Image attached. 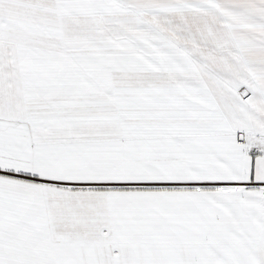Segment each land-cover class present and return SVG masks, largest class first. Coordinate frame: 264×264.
<instances>
[{"label": "snow or ice", "instance_id": "snow-or-ice-1", "mask_svg": "<svg viewBox=\"0 0 264 264\" xmlns=\"http://www.w3.org/2000/svg\"><path fill=\"white\" fill-rule=\"evenodd\" d=\"M0 264H264V0H0Z\"/></svg>", "mask_w": 264, "mask_h": 264}]
</instances>
